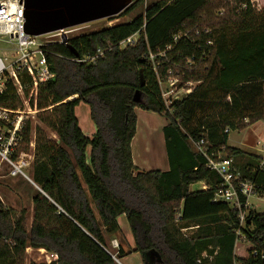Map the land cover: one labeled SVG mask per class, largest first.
I'll return each instance as SVG.
<instances>
[{"label": "trees", "instance_id": "trees-1", "mask_svg": "<svg viewBox=\"0 0 264 264\" xmlns=\"http://www.w3.org/2000/svg\"><path fill=\"white\" fill-rule=\"evenodd\" d=\"M141 2L118 16L139 10L129 23L44 48L54 78L40 87L36 107L58 142L36 129L32 181L41 192L33 198L29 232L25 215L17 216L0 201V264L20 263L28 248L58 255L53 264H117L115 258L134 253L143 264H264V213L252 212L240 227L234 209L214 202L222 180L192 145L204 139L211 152L233 159L264 197L263 157L228 144L231 132L264 121V2L257 12L239 10L248 0L161 1L145 14ZM137 33L135 46L119 48ZM179 33L188 38L174 45ZM171 45L167 58L158 59L156 72L149 53ZM98 49L104 56L96 62H78L94 57ZM170 70L183 83L197 85L169 111L158 76L166 80ZM137 91L143 93L141 103L134 102ZM81 104L89 107L97 129L92 138L76 115ZM20 106L9 84L0 107ZM137 109L167 121L168 171L141 172L135 165ZM31 132L27 122L21 134L26 151ZM198 184L204 185L191 191ZM121 217L134 248L124 252L119 246L115 256L107 238L121 233Z\"/></svg>", "mask_w": 264, "mask_h": 264}, {"label": "built area", "instance_id": "built-area-1", "mask_svg": "<svg viewBox=\"0 0 264 264\" xmlns=\"http://www.w3.org/2000/svg\"><path fill=\"white\" fill-rule=\"evenodd\" d=\"M140 0H132L131 5ZM141 9L144 14L147 8L156 2L166 1L168 4L174 0H141ZM248 8L260 12L263 9L261 0H248L247 3L239 6L243 11ZM107 20V19H106ZM76 28V27H75ZM75 28L65 29L48 35L35 37L25 32V8L22 0H0V40H7L13 46L12 55L8 58L0 57V96L5 93L9 84L17 91L19 97L25 96V91L29 90V103L36 100L39 89L42 85L50 82L54 78L48 61L45 56L44 48L49 44H65L63 37H70ZM145 28V26H144ZM143 28V29H144ZM140 33L122 41L119 44L120 49L135 46L139 40ZM183 38H188V34L179 33L174 37V45L178 44ZM44 39V40H42ZM173 49V45L166 50H158V53H149V59L153 63L154 70L158 71V59L165 60L167 53ZM104 56V51L98 49L94 57H88L78 62L94 63L100 57ZM159 75V74H158ZM24 78L29 80L24 84ZM161 97L170 111V106L175 101L183 100L190 95L197 84L191 82L183 83L179 76L173 70L168 71L166 80L158 76ZM24 113L19 108L17 110L0 107V155L12 166V176L23 175L24 168L27 167L25 161L13 160L17 147L22 141V131L24 126ZM31 113V112H30ZM195 150L206 159L207 168L218 174L222 180L214 196V202L229 205L238 214L240 227H245L247 220L252 212H256L253 198L260 200L263 196L258 192L256 185L243 177L234 165L233 159L222 158L219 154L211 152L204 139L192 142ZM264 167V158L260 165ZM207 189L206 187H204ZM241 237L240 230L237 232ZM116 247L118 244L115 245ZM51 259L58 260V255L50 254Z\"/></svg>", "mask_w": 264, "mask_h": 264}, {"label": "rangeland", "instance_id": "rangeland-1", "mask_svg": "<svg viewBox=\"0 0 264 264\" xmlns=\"http://www.w3.org/2000/svg\"><path fill=\"white\" fill-rule=\"evenodd\" d=\"M261 2H264V0H261ZM139 14L140 11L136 10L131 15L123 18H118L117 16V18L114 17L116 19L111 18L78 26L70 36H79L106 27L129 23ZM12 50L13 46L7 43V40H0V57L4 58V54L7 53L6 56L10 58ZM20 98L22 100L20 109L22 112H26L24 113V126L27 122H30L32 132L28 150L26 151L23 149L26 145L22 144L21 141L15 154L18 155L16 161H25L27 163V167H25L23 171L29 178L23 175L13 177L12 166L0 155V201L7 209L12 210L17 216L21 214L25 215L26 229L29 232L34 220L33 198L41 192L39 187L32 181L36 129L38 127L43 128L54 144H57L58 140L56 135L39 120L38 114L40 111L37 110L35 104L32 106L31 101L29 103V94L27 95L25 91V96ZM88 115V107L81 106L78 110V117L85 129L87 127L86 121L90 120L88 119ZM137 116L139 118L140 129L133 146L135 153L134 158L138 169L141 172L168 171L170 169V163L165 134L163 132L164 127H162L161 124L164 123L166 125L167 121L159 115L145 112L140 109H137ZM229 141L230 145L234 147L254 155L258 154L264 158V121H258L244 130L231 132ZM203 185L204 184L194 185L191 187V191H197L201 189ZM253 202L257 212L260 214L264 213V197L260 200L253 198ZM121 226L126 228V230H121L120 234L107 238V247L115 256L119 250V246L123 247L124 252H129L132 248L130 242H134L125 219L122 220ZM116 244H118L117 247L115 246ZM50 254L51 253L47 252L45 249L28 248L24 254L23 260L18 264H53L59 261V258L58 260L51 259ZM115 261L117 264H143L141 255L136 253L128 255V257L123 258L121 261L115 258Z\"/></svg>", "mask_w": 264, "mask_h": 264}, {"label": "water", "instance_id": "water-1", "mask_svg": "<svg viewBox=\"0 0 264 264\" xmlns=\"http://www.w3.org/2000/svg\"><path fill=\"white\" fill-rule=\"evenodd\" d=\"M25 8V32L40 37L65 29L111 19L121 15L132 0H22ZM68 43L67 36L63 37ZM75 56H78L74 52ZM71 98L70 100H72ZM143 101L137 91L135 103Z\"/></svg>", "mask_w": 264, "mask_h": 264}, {"label": "crops", "instance_id": "crops-1", "mask_svg": "<svg viewBox=\"0 0 264 264\" xmlns=\"http://www.w3.org/2000/svg\"><path fill=\"white\" fill-rule=\"evenodd\" d=\"M85 104H81V105H79L77 108H76V115H77V117H78V110L81 108V106H83V107H86L87 105H85ZM88 107V106H87ZM136 113H137V110H136ZM88 119H90V109H89V107H88ZM154 114V113H153ZM157 115V114H156ZM161 117V116H160ZM78 120H79V123H80V126H81V128H82V130H83V132H84V134L86 135V136H88L89 138H92V136L96 133V131H97V129H96V126L92 123V121H91V119L90 120H88V121H86V125H87V127H86V129L84 128V126L82 125V123H81V121H80V119H79V117H78ZM138 120H139V118H138ZM89 121H91V122H89ZM162 124V127H165L166 125H167V123H166V125L164 124V123H161ZM139 121H138V130H137V135L139 134L138 132H139ZM137 137V136H136ZM136 139V138H135ZM135 139H134V141H135ZM134 141H133V143H134ZM133 143H132V149H133V159H134V163H135V165L137 166V163H136V160H135V158H134V146H133ZM228 144H229V146H231V147H233V148H237V147H234V146H232V145H230V141L228 142ZM258 145V144H257ZM238 149H240V148H238ZM240 150H242V149H240ZM243 152H246V153H249V152H247V151H244V150H242ZM252 154V153H251ZM257 156H259L258 154H257ZM261 157V156H260ZM138 167V166H137ZM123 219H125V217H121V218H119V223H120V226H121V222H122V220ZM125 226V225H124ZM121 228H122V230H126V228H124V227H122L121 226ZM130 245H131V247L132 248H134V242L133 241H131L130 242Z\"/></svg>", "mask_w": 264, "mask_h": 264}, {"label": "bare ground", "instance_id": "bare-ground-1", "mask_svg": "<svg viewBox=\"0 0 264 264\" xmlns=\"http://www.w3.org/2000/svg\"><path fill=\"white\" fill-rule=\"evenodd\" d=\"M78 97L77 96H75V97H73V99L72 100H74V99H77Z\"/></svg>", "mask_w": 264, "mask_h": 264}]
</instances>
